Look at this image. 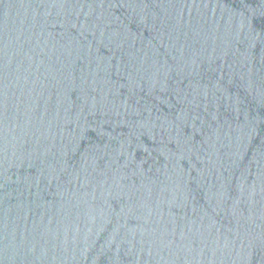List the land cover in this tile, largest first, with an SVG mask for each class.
<instances>
[{"label":"water","instance_id":"1","mask_svg":"<svg viewBox=\"0 0 264 264\" xmlns=\"http://www.w3.org/2000/svg\"><path fill=\"white\" fill-rule=\"evenodd\" d=\"M0 264H264V0H0Z\"/></svg>","mask_w":264,"mask_h":264}]
</instances>
